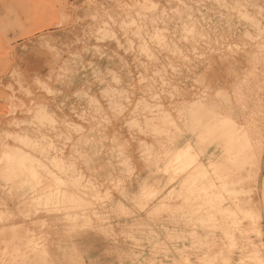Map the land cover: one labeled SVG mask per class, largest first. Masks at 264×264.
<instances>
[{
    "label": "clouds",
    "instance_id": "obj_1",
    "mask_svg": "<svg viewBox=\"0 0 264 264\" xmlns=\"http://www.w3.org/2000/svg\"><path fill=\"white\" fill-rule=\"evenodd\" d=\"M57 8V26L37 39L46 75L0 63V97L9 104L8 115L12 98L5 93H28L33 105L54 114L65 110L51 130L63 133L55 147L39 138L26 141L27 132H14L0 119V186L21 194L19 216L36 221L40 231L37 238L26 227L6 228L8 217L0 215V264H158L135 255L119 222L143 210L151 219L149 201L129 195L123 185L116 188L112 179L120 124L144 106L170 127L173 140L190 144L193 156L213 150L216 169L240 187L247 206L264 215V196L257 204L251 200L264 170V0H61ZM157 34L197 55L171 73L150 74L155 66L141 63L140 53ZM137 37L143 41L139 47ZM104 59L108 64L101 69L97 61ZM97 82L110 94L85 99L73 91L83 85L91 92ZM49 87L57 91L45 95ZM74 98L79 107L70 104ZM20 110L25 111L23 101ZM13 139L39 162L9 149ZM205 171L211 174L213 165L203 169L198 160L181 186L189 201L195 194V188L187 191L192 177ZM240 254L239 264H264V234L258 241L245 236Z\"/></svg>",
    "mask_w": 264,
    "mask_h": 264
},
{
    "label": "rangeland",
    "instance_id": "obj_2",
    "mask_svg": "<svg viewBox=\"0 0 264 264\" xmlns=\"http://www.w3.org/2000/svg\"><path fill=\"white\" fill-rule=\"evenodd\" d=\"M60 3L61 0H0V63L7 66L17 63L22 68L38 69L41 75H46L47 61L37 51V39L41 34L53 30L57 26V5ZM43 4L50 5L47 12L41 10ZM67 39L68 42H71L73 38L68 37ZM154 40L155 43L149 42L140 53L141 63L155 66L150 73L152 75H155L157 70L162 74L171 73L174 68L185 62V58L191 60L197 55L179 44L171 45L166 34H157ZM137 41H139L138 37L134 44L139 47V43H143V41H139V43ZM101 43L104 42L101 41ZM108 46L111 49L116 48L115 42H111ZM121 54L126 55L125 53ZM134 58V56H130L129 62ZM97 63L103 69L107 66L108 61L104 59ZM140 75L141 72H136L137 77ZM9 82L5 78V86ZM56 91L49 87L45 95ZM73 91L79 92L85 99L98 92L110 94L106 87H102L99 82L92 86L91 92L84 89L83 85ZM4 95L11 96L13 111L11 115L6 113L5 110L9 104L3 97H0V119H3L6 125L14 129V132H19L21 129L27 132L28 135L25 139L39 138L41 141H50L55 147L63 133L51 130L56 127V115L65 110L56 109V114H54L45 107L33 105L32 101L26 98L28 93H24L23 96L15 93H5ZM21 101H23L25 111L20 110ZM112 103L115 107H120L119 100H113ZM70 104H76L79 107L76 98ZM43 115L47 118L41 120ZM138 116L129 113L128 118L123 119L120 124L119 131L122 140L116 145L118 172L112 179L115 181L116 188L123 185L129 195L135 197L137 194H141L144 200L149 201L148 207L151 209L152 218L148 219L149 214L146 210L141 211L140 215L135 218L128 215L120 217L119 222L127 228V235L122 238L127 239L128 245L134 249L138 258L154 260L158 264H178L180 261H183V264H191L193 260H197L199 264H233V262L239 264L241 240L245 236L254 241L259 240L260 236L264 234V215L258 208H253L252 213H249L247 217L239 218L238 228H233L231 223L226 221L216 210L208 209L204 206L205 204L199 201L200 185L194 182L191 187L187 188L188 192H192L195 188L194 200L189 201L185 193L181 191V186L184 185L185 180L190 178L191 169L198 160L200 165L201 162L204 163L201 165L203 169H208L209 164H214L213 150L210 149L207 155L198 157L199 159L197 158L194 164H190L188 169L184 167V169L181 168L183 171L176 169L175 172L172 162L175 146L182 147L186 141L180 140L178 143L179 140H173L170 136V127L165 126L162 118H154L148 106L142 107ZM18 124L20 127H17ZM164 128H168L169 132L162 133L161 130ZM125 142L127 147L122 146ZM7 145L18 146L19 142L13 139ZM25 149L31 152L26 146ZM211 161L212 163H210ZM166 164H168L167 167ZM122 175L127 177L126 181L121 179ZM194 178L192 177V181ZM262 184H264V170L257 177V191L252 195L254 204H257L264 196V193L260 191ZM20 195L14 189L6 190L0 186V215L8 217L2 226L6 228L13 226L10 229H14V225L17 229L26 227L28 231L30 229H32L31 232L35 231L38 238L40 231L36 221L29 220L26 223L18 214L22 203ZM105 195L110 196L111 194L105 193ZM99 198L103 199V196ZM197 203L198 207H194ZM129 206V203L124 202L125 212ZM196 208H198L199 215L194 218L197 224H193L189 222L186 213H195ZM100 215V212L97 211V216ZM252 216L255 217L254 222ZM220 221L230 225V230L225 231L219 223ZM92 222L90 220V223ZM211 223L215 225L214 228L206 226ZM229 236L235 239V244L230 245Z\"/></svg>",
    "mask_w": 264,
    "mask_h": 264
},
{
    "label": "bare ground",
    "instance_id": "obj_3",
    "mask_svg": "<svg viewBox=\"0 0 264 264\" xmlns=\"http://www.w3.org/2000/svg\"><path fill=\"white\" fill-rule=\"evenodd\" d=\"M43 118H47V116L43 115V117H41L40 119L43 120ZM165 126L167 127L168 125L165 123ZM161 132L162 133L164 132L166 134V132H169V129L164 128L161 130ZM25 140L31 141L29 139H25ZM179 142H180V140L178 141V143ZM25 146H26V144L23 142H19L18 146L7 145V147L9 149L13 150V152H16V151L23 152L25 156H30V157H32V159L39 162V157L33 156L31 154L32 152H30V151L29 152L26 151ZM175 147H176L175 148V155H174V159L172 161L173 165L175 167V169H174L175 172H176V169H177V171L178 170L180 171V169L181 168L184 169V167H187V169H188L192 164L195 163V160H197L198 157H195L192 155V148L187 141H186L184 146L178 147V145H177ZM158 159H159V157H158ZM201 161H203V160H201ZM201 163H202L201 165H204L203 162H201ZM210 163H212V161ZM213 163H214V164H212L213 165V171L211 174H209L207 171H205L203 177H195L192 181V182L198 183L200 185L199 190H198V199L201 203L205 204L204 206L208 207V209L216 210L217 213L220 214L226 221L231 223L233 228H238L237 224L240 222L239 218L240 217H247L249 215V213L251 214L253 211V207H249L243 202L244 197L241 194L240 187L235 182L230 180L229 178H226L225 176L221 175L219 170L216 169L214 161H213ZM167 166H168V164H166V167ZM171 169H170V171H171ZM182 169H181V171H183ZM204 169H206V168H204ZM149 170H151V169H149ZM163 171H165V170H163ZM213 177H215V178L213 179ZM172 180H170V181H172ZM245 191H246V189H245ZM152 195H154L153 192H152ZM252 195H253V193H252ZM253 198H254V196L253 197L251 196L252 203H253ZM178 200H180V198ZM180 206H182V204H180ZM194 207H198V203L195 204ZM197 209L198 208H196L195 213H193V212H191V213L187 212L186 213L187 217L189 218V222H191L193 224H197L196 223L197 221H194V218L199 215ZM206 226L212 227V228L215 227V225H212V223H211V225H206ZM11 227H13V226H11ZM11 227H9V229ZM14 228L17 229L15 225H14ZM31 230L32 229H30V232H31ZM222 230H223V228H222ZM224 230L227 231L225 228H224ZM32 232L34 233L35 231H32ZM38 233H40V232H38ZM228 239H229L230 245L235 244V239L233 237L229 236Z\"/></svg>",
    "mask_w": 264,
    "mask_h": 264
},
{
    "label": "snow or ice",
    "instance_id": "obj_4",
    "mask_svg": "<svg viewBox=\"0 0 264 264\" xmlns=\"http://www.w3.org/2000/svg\"><path fill=\"white\" fill-rule=\"evenodd\" d=\"M251 218L253 219V222H254V221H255V217H254V216H252Z\"/></svg>",
    "mask_w": 264,
    "mask_h": 264
}]
</instances>
